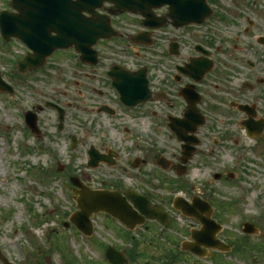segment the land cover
I'll return each mask as SVG.
<instances>
[{
	"label": "rangeland",
	"instance_id": "rangeland-1",
	"mask_svg": "<svg viewBox=\"0 0 264 264\" xmlns=\"http://www.w3.org/2000/svg\"><path fill=\"white\" fill-rule=\"evenodd\" d=\"M209 1L214 11L203 26L191 30L205 35L228 64L218 63L208 74L213 97L209 119L197 131L202 140L191 161L190 190L214 204L211 217L223 226L217 235L234 246L226 253L216 251L221 252L217 259L204 264H264V126L260 134L247 136L241 124L246 115L235 106L249 100L256 113L253 119H264V43H259L264 36V0ZM8 2L0 0V9L8 8ZM133 18L114 16L113 23L127 27ZM247 18L254 25H247ZM102 45L106 49L110 43ZM22 52L17 41L0 42V73L13 88L0 91V252L12 264H105L97 242L108 234L99 229L86 239L68 221L76 208L69 177L81 171L85 143L97 147L106 136V144L113 147L123 134L110 117L90 124L93 115L79 111L80 105H94L97 97L84 90L81 72L73 71L78 61L73 51L57 52L38 70L16 77L15 61ZM212 59L219 61L215 55ZM45 100L64 108L61 130L56 111L45 106ZM36 105L42 107L37 112L39 138L22 118L23 111ZM214 172L222 174L220 179L213 178ZM228 172L232 178L223 177ZM92 178L94 188L97 177ZM96 217L99 228L110 225L103 214ZM177 220L179 233L198 224L194 218ZM245 221L258 232H243ZM143 253L135 264H144Z\"/></svg>",
	"mask_w": 264,
	"mask_h": 264
},
{
	"label": "flooded vegetation",
	"instance_id": "flooded-vegetation-1",
	"mask_svg": "<svg viewBox=\"0 0 264 264\" xmlns=\"http://www.w3.org/2000/svg\"><path fill=\"white\" fill-rule=\"evenodd\" d=\"M167 12V6L156 11L160 16H166ZM191 28L189 25L175 28L171 21L165 20L162 27L152 31L151 44L146 46L131 43L132 34L119 31L116 38L97 42L95 63L80 62L77 65L85 83L84 90L98 99L94 105H80L79 111L93 115L90 124L101 116L110 117L115 121L116 129L120 128L123 134L115 143L117 146L107 145L106 136H101L97 147L84 144L81 190L92 188V176L97 177L95 189L116 190L133 208L139 203H147L148 211H159L155 214L160 218L144 217L141 225L128 230L116 219L105 215L110 225L105 224L101 231L111 232L120 244L102 239L100 246H103V251L111 243L124 253L137 255L144 252L145 264H201L196 255L182 249L175 215L177 211L174 209L179 197L188 203L190 201V196L183 191L188 189L187 177L197 150L189 142L182 143L173 130L179 129L178 119L183 118L185 111L195 107L205 114L210 111L213 96L208 90L211 86L208 74L215 70L218 63L225 65L226 62L222 60L218 47L212 49V43L206 36ZM103 43L122 45L119 44V50L108 46L105 49L102 48ZM129 49L134 52V58L125 57ZM109 53L121 59L115 60ZM214 55L219 61L214 62ZM193 59L202 62L209 59L213 64L197 80ZM143 70L149 90L148 99L134 105L124 103L112 85V77L122 84L127 78L133 83L128 94L136 96L140 92L139 77ZM110 71L112 77H109ZM135 101V98L130 100L131 104ZM84 127L87 132V125ZM140 127L139 133L135 129ZM144 129L146 134H143ZM90 150L98 155L94 165ZM185 234L187 237L188 233Z\"/></svg>",
	"mask_w": 264,
	"mask_h": 264
},
{
	"label": "water",
	"instance_id": "water-1",
	"mask_svg": "<svg viewBox=\"0 0 264 264\" xmlns=\"http://www.w3.org/2000/svg\"><path fill=\"white\" fill-rule=\"evenodd\" d=\"M103 0H11L10 6L16 12H0V31L7 39L11 35L18 37L33 51L17 61V68L25 71L27 68L38 67L43 64L45 57L54 49L74 45L76 51H91V45L98 37L108 36L112 32L108 21L98 17L86 19L82 11L94 12V7L100 5ZM114 4L113 10H130L150 17V7L162 3L170 4V17L176 25L188 22H201L209 12L205 0H193L188 8L181 5L190 0H106ZM149 24V20L144 21ZM55 32V35L51 33ZM9 87L0 79V88ZM59 120H62L63 110H59ZM25 122L30 128L38 132L36 127V116L34 113L25 114ZM250 127V126H248ZM251 129V127L249 128ZM260 130V126L258 128ZM75 185H79L72 179ZM79 193L76 197L77 207L71 221L84 233H90L89 215L98 210H104L128 223L127 217H131L132 211L125 207H116L111 201L115 196H109L105 192ZM181 209L188 211V214L195 216L201 223L200 230L193 231L192 238L195 244L189 246L194 252H201L200 245L227 249L228 245L223 244L216 238L219 225L208 216L210 207L197 198L189 206L181 205ZM206 214V215H204ZM246 232H253L252 224L244 223ZM114 252V253H113ZM112 248L106 251V259L110 264H123L124 259Z\"/></svg>",
	"mask_w": 264,
	"mask_h": 264
}]
</instances>
